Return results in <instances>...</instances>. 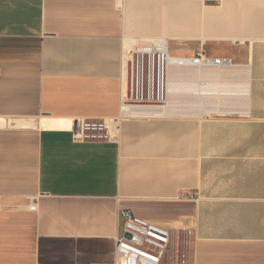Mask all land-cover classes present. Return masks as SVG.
I'll list each match as a JSON object with an SVG mask.
<instances>
[{"label": "crops", "instance_id": "0c3cea01", "mask_svg": "<svg viewBox=\"0 0 264 264\" xmlns=\"http://www.w3.org/2000/svg\"><path fill=\"white\" fill-rule=\"evenodd\" d=\"M163 47L226 63L131 102ZM122 210L187 264H264V0H0V264H115Z\"/></svg>", "mask_w": 264, "mask_h": 264}, {"label": "built area", "instance_id": "2783aa9c", "mask_svg": "<svg viewBox=\"0 0 264 264\" xmlns=\"http://www.w3.org/2000/svg\"><path fill=\"white\" fill-rule=\"evenodd\" d=\"M163 60L164 64L172 61L180 64L209 66L226 63L225 60L206 58L203 53H199L193 59L174 60L170 59L167 51L163 52ZM137 94L139 96V93ZM108 127L107 122L79 123L75 137L79 140L104 138L107 134H88L86 131L105 132ZM120 215L125 219V225L123 233L116 239L115 264H163L172 242V234L153 223L137 220L128 210H122Z\"/></svg>", "mask_w": 264, "mask_h": 264}, {"label": "rangeland", "instance_id": "374dc122", "mask_svg": "<svg viewBox=\"0 0 264 264\" xmlns=\"http://www.w3.org/2000/svg\"><path fill=\"white\" fill-rule=\"evenodd\" d=\"M153 55L147 52L135 53L130 58V65L128 66L129 78L131 79V86L133 87V94L131 102H138V104H144L148 100L154 99L155 101L160 99V85L164 83V64L160 61L158 54L156 58H152ZM145 57V60H144ZM170 68H174L170 66ZM166 71V70H165ZM169 81L174 88V74L169 73ZM139 93V96L138 94ZM138 96V97H137ZM173 99V100H171ZM170 109H174V90L170 93L167 99V106ZM88 134H104L103 131H86ZM178 245L175 251L174 238L169 255L165 258L163 264H173L176 260V264H187L189 258L188 247L185 246L186 240L184 236L179 237ZM173 247V248H172ZM177 254H176V253Z\"/></svg>", "mask_w": 264, "mask_h": 264}, {"label": "bare ground", "instance_id": "6f19581e", "mask_svg": "<svg viewBox=\"0 0 264 264\" xmlns=\"http://www.w3.org/2000/svg\"><path fill=\"white\" fill-rule=\"evenodd\" d=\"M162 51H163V52H166V48L163 47V48H162ZM169 64L171 65V64H175V63H173V61H172V62H169ZM125 98H126V96H125ZM126 103H127V102H126ZM128 103H129V102H128Z\"/></svg>", "mask_w": 264, "mask_h": 264}, {"label": "water", "instance_id": "95a60500", "mask_svg": "<svg viewBox=\"0 0 264 264\" xmlns=\"http://www.w3.org/2000/svg\"><path fill=\"white\" fill-rule=\"evenodd\" d=\"M129 95L131 94V79L129 78Z\"/></svg>", "mask_w": 264, "mask_h": 264}]
</instances>
